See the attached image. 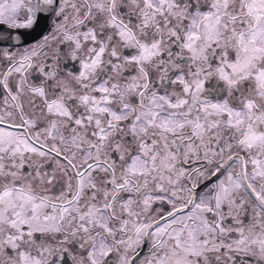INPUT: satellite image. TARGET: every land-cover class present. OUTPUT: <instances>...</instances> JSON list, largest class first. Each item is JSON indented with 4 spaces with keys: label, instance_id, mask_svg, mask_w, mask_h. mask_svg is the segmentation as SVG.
<instances>
[{
    "label": "snow or ice",
    "instance_id": "6c2138e0",
    "mask_svg": "<svg viewBox=\"0 0 264 264\" xmlns=\"http://www.w3.org/2000/svg\"><path fill=\"white\" fill-rule=\"evenodd\" d=\"M0 264H264V0H0Z\"/></svg>",
    "mask_w": 264,
    "mask_h": 264
}]
</instances>
